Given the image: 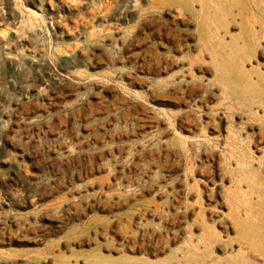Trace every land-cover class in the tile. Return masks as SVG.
Returning a JSON list of instances; mask_svg holds the SVG:
<instances>
[{
    "label": "rangeland",
    "instance_id": "1",
    "mask_svg": "<svg viewBox=\"0 0 264 264\" xmlns=\"http://www.w3.org/2000/svg\"><path fill=\"white\" fill-rule=\"evenodd\" d=\"M0 264H264V0H0Z\"/></svg>",
    "mask_w": 264,
    "mask_h": 264
},
{
    "label": "bare ground",
    "instance_id": "2",
    "mask_svg": "<svg viewBox=\"0 0 264 264\" xmlns=\"http://www.w3.org/2000/svg\"><path fill=\"white\" fill-rule=\"evenodd\" d=\"M156 3H159V2H162L163 0H154ZM22 2V1H21ZM24 2V1H23ZM19 3V2H18ZM12 4V3H11ZM21 4V3H20ZM24 4H26V3H24ZM19 4H17V6H18ZM2 6V5H1ZM21 6H23V3H22V5ZM26 6V5H25ZM20 7V6H19ZM15 8V7H14ZM18 8V7H17ZM25 9H26V7H25ZM28 9V8H27ZM29 11V10H28ZM31 11V10H30ZM13 12V11H12ZM23 12V11H22ZM60 76V75H59ZM63 76V75H62ZM77 84H78V82H77ZM216 193V192H215ZM179 197V196H178ZM176 201V200H175ZM215 202V201H214ZM173 203V202H172ZM170 205V204H169ZM168 205V206H169ZM169 207H171V206H169ZM160 211V210H159ZM180 211V210H179ZM180 212H182V211H180ZM157 214V213H156ZM179 214V213H178ZM173 215V214H172ZM154 216V215H153ZM174 216V215H173ZM176 216H177V214H176ZM151 217V216H150ZM170 217H172V216H170ZM178 217V216H177ZM156 219H158V218H156ZM177 219V218H176ZM162 220V219H161ZM168 220V219H167ZM174 220V219H173ZM190 220V219H189ZM222 222V221H221ZM161 223V222H160ZM163 223V222H162ZM166 225V224H165ZM156 232H158V230L156 231ZM167 232V231H166ZM199 240H201V241H205V242H207V237L205 236V235H202L200 238H199Z\"/></svg>",
    "mask_w": 264,
    "mask_h": 264
}]
</instances>
